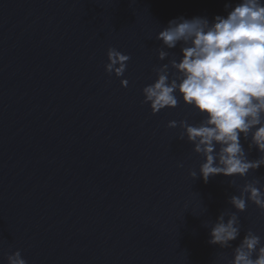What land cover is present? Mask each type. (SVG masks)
I'll list each match as a JSON object with an SVG mask.
<instances>
[{
  "label": "water",
  "instance_id": "obj_1",
  "mask_svg": "<svg viewBox=\"0 0 264 264\" xmlns=\"http://www.w3.org/2000/svg\"><path fill=\"white\" fill-rule=\"evenodd\" d=\"M228 2L0 0V264L16 250L27 264L232 259L239 239L211 245L207 225L235 211L228 199L246 181L264 185V166L205 183L202 157L167 126L201 115L182 100L155 115L141 103L168 62L158 32L178 17L225 15ZM110 47L130 56L120 78L105 71ZM237 216L241 238L251 229L264 243L257 206Z\"/></svg>",
  "mask_w": 264,
  "mask_h": 264
},
{
  "label": "clouds",
  "instance_id": "obj_2",
  "mask_svg": "<svg viewBox=\"0 0 264 264\" xmlns=\"http://www.w3.org/2000/svg\"><path fill=\"white\" fill-rule=\"evenodd\" d=\"M225 15L178 17L156 36L162 46L158 59L168 62L153 69L155 79L142 89V104L152 114L175 108L182 102L201 115L198 123L186 119L169 121L168 127L182 129L193 151L202 157L199 175L205 183L210 176H247L264 166V0H235L224 5ZM179 49V52L168 50ZM167 49V50H165ZM105 71L120 78L130 56L115 48L107 50ZM127 87L128 80L121 79ZM241 137L259 156L248 158ZM195 179L197 173L191 172ZM251 202L264 214V185L245 182L239 195L228 203L233 212L222 211L207 225L209 244L232 247L227 264H264V243L249 229L241 238L237 212ZM7 264H27L20 250L6 256Z\"/></svg>",
  "mask_w": 264,
  "mask_h": 264
}]
</instances>
